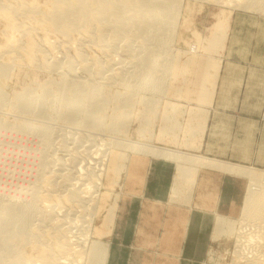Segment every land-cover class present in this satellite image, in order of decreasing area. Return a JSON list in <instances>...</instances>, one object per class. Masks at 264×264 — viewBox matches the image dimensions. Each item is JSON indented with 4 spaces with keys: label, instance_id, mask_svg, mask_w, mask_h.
Returning a JSON list of instances; mask_svg holds the SVG:
<instances>
[{
    "label": "bare ground",
    "instance_id": "6f19581e",
    "mask_svg": "<svg viewBox=\"0 0 264 264\" xmlns=\"http://www.w3.org/2000/svg\"><path fill=\"white\" fill-rule=\"evenodd\" d=\"M202 1H210L211 4L221 7L231 8L232 6H237L244 10L264 13V0ZM182 2L183 0H44L40 4L36 0H0V20L3 23V32L5 34L4 44L0 47V51H3L0 54L4 52L5 55H11V58L8 56L9 60L7 59L6 62H0V108L7 104L10 105V108L11 106L17 108L20 114H27L32 110L35 112L33 117L37 116L42 120L55 121L54 124L59 122L64 124V126L68 125V127L71 126L70 128L75 127V129H82L86 132L94 130L102 134L108 133L115 136L119 134L120 136V131L124 129L123 126L128 117L127 111L133 108V102H135L133 97L135 98L138 93L161 94L165 89L164 82L173 69L172 53L169 52L171 50L169 48L170 43L173 41L172 32L174 31L172 27L175 28L174 25L176 20H178ZM36 34L38 40L35 39ZM48 34L54 38H59L58 48L55 47V49L60 48L62 51V61L54 58L52 62H46L48 55L55 54L53 53L55 51L53 46L55 43L52 44V42L48 41ZM171 38L172 41L170 40ZM120 41L125 43H120L121 46H119L124 51L122 53H125L123 55L125 58L123 59L128 60V62L125 63V60H120L119 62L120 58L116 59L117 65L120 63V66L118 65L119 67L114 70L111 67V69H108V63L106 66L107 70L99 58L91 56L87 58L82 51L85 47L96 46L103 52L105 50L109 51V55L111 50L114 54H117V44ZM122 44H124V47ZM169 53H171V56ZM12 55H17L16 58H21V61H24L28 66L37 67V69L42 67L48 72L57 73L59 80L56 81L57 83L52 82L55 84V89L53 88L54 90L50 91L51 89L49 90L48 87L40 88L41 93L37 96L35 94L32 95V90L26 91L24 89L25 91L15 96L13 101H4L6 99L4 96L5 79L9 75L8 73L12 71H9L10 65L15 62ZM109 57L112 60V56L110 55ZM9 61H11L10 65ZM19 61L16 59V62ZM198 61L186 63L187 65L182 69L179 67L181 73L183 69L186 70L183 73H188L189 75V72H187L189 69L190 73H193L186 82L185 90L186 97L193 98V100L197 97L200 100V96H203V94L201 95L197 92L201 90L203 85L200 77L205 63ZM76 69H79L84 77L77 76ZM106 71L108 74H106ZM194 84L197 86V92L192 91ZM113 85L114 87L117 85L122 86L128 92L125 90L126 93H113L110 90H106ZM129 90L133 93L131 91L129 93ZM153 104L151 99L142 100V105L146 108L145 112H151L154 107ZM109 106L112 107L111 115H107V112L105 113ZM46 109L50 110L48 116L45 114ZM28 115L31 114L29 113ZM145 117L143 115L144 126H146L147 121ZM38 120L40 122V119ZM49 123L39 127L27 126L26 124L28 123L19 124V126L0 123L1 129H10V132L14 130L15 133H26L36 137L38 139L37 154H39L38 158L32 157L34 161H38L36 166L33 163L34 161L30 162L31 164L33 163L36 169L33 170L31 165L30 169L28 168L29 173L34 172V175L27 176L25 174L29 177V180L25 181L28 182V185L24 188L23 186L21 188L15 185L20 189L18 195H25L27 198L15 197L14 195L17 194L16 188L15 194L11 190L14 194L13 196L0 193V264H107L109 244L101 243L100 239L109 238L114 224L117 200L120 196L119 192L124 187L122 186V181L127 172L129 173V166L132 162H129L127 152L172 164L175 174L180 178H186L188 175L191 177L190 173L195 172L197 169H211L223 175L246 180L238 224L225 218L224 215L215 216L211 240H220L227 233L228 235H233V227L237 225V230L234 233L235 244L241 246L236 247L244 251L243 245L245 243V248H249V251L243 256L241 252L239 253V250L236 253V250L232 253V255H238L239 253V256H242V262L239 259L237 261L241 263L236 261L237 264H264V176L262 174H257L250 171L251 169L248 170L238 165L205 160L196 156L168 152L167 150L154 149L153 147L126 144V142L124 143L118 137L115 138V136L107 144L106 154L102 150L104 151L102 154H104H101V159L98 157L100 161L92 160L93 163L97 162L98 169H94L96 171L89 169L82 174L83 168L79 167V163H76L79 154L76 156L77 152L75 151H77L79 145L77 149L72 148L78 144L76 139L70 142H75V144H70L73 145L71 148L67 145L69 141L66 144L64 137V141L59 139L60 144L58 145L62 149L61 151L67 153L66 161H68V164H65L66 161L64 162L61 158L56 160L52 158V155L54 156L52 154L54 153L52 149L54 130H51L52 125L51 128L47 126ZM164 124L165 126L162 129L166 132H174L177 129V122L171 117H165ZM3 129L1 130L2 132ZM14 138L17 139V137ZM10 139L12 140V137ZM81 139L83 140L84 137H81ZM93 141H90V143ZM102 144H104L103 146L106 145L105 143ZM7 153L9 154V151ZM94 157L96 158V156ZM2 159H4V164L5 160H8L6 157H2ZM52 165L58 166L55 171L51 170ZM3 172L1 171V173ZM19 176L21 175L19 174ZM31 177L35 178V180L33 179L34 181L29 182L30 179L32 180ZM0 189V191H5L1 187ZM94 189L97 192L99 191V195L97 193L96 195L94 194ZM174 200L169 199V206H175L172 202ZM182 200L187 202L188 197L184 195ZM122 206L124 207V205ZM77 209L80 210L76 211ZM61 210L65 211V215L63 211L60 212ZM58 212L59 215L60 213L62 214L60 218ZM73 212L83 213V215H80L81 219H78L79 221L75 218L79 225L87 224V227H81V232L79 231V235L75 234L76 236L72 235V232L70 235V223L72 224V222H67L68 220L66 219L67 216L73 215ZM77 222L75 221L74 223ZM92 223H95L93 234L96 239L87 243ZM146 230L149 231V229ZM246 243H248V246ZM27 247L30 250L28 254L25 253ZM239 256L238 258H240Z\"/></svg>",
    "mask_w": 264,
    "mask_h": 264
},
{
    "label": "rangeland",
    "instance_id": "374dc122",
    "mask_svg": "<svg viewBox=\"0 0 264 264\" xmlns=\"http://www.w3.org/2000/svg\"><path fill=\"white\" fill-rule=\"evenodd\" d=\"M43 1L44 0H36V2L40 4H42ZM234 7L237 6H232L230 8V7H221L213 3L211 4L210 1L204 2L202 0H183L181 10L178 16V20H176L175 23V25L176 24L177 25L176 26L174 25L176 29L172 27L174 31L172 32L173 41L171 38L170 40L172 42L170 43L171 45L169 47L171 49L169 52H171L172 54L169 53V55L170 54L172 55L170 56L173 60V65H172L173 69L170 73L169 76L170 78L168 77L164 82V87L166 90L164 89L163 93L161 94H154V95L135 93L137 95H135V98L133 97L134 99L133 101H135L133 102V106H132L133 108H130L127 111L128 117L126 118L127 120L126 123L124 124L125 127L123 126L124 129L122 128L123 130L120 131L122 133V134L120 133V136L119 134L118 136L110 135L108 133L102 134L101 132H97L94 130L93 131L89 130V132L77 128L76 130L75 127L70 128L71 126L69 127L68 125L64 126V124L59 122H56L54 124L55 121L42 120L37 116L33 117V115H35V112L32 110L27 114H20L17 111V108L11 106V108L13 107L11 109L10 105L7 104L3 108L2 107L0 108L1 110L0 123L3 124L6 123L12 126H17V125L19 126V124L28 123L26 124L27 126L33 125L34 127H39L42 126L43 124L45 125L46 123L50 122L49 123L50 125L47 124V126L51 128L52 125L51 130L52 129L54 130V131L52 130L53 145H54V146L52 145L53 147L52 149L54 151V153H52L54 154V156L52 155V158L55 160L61 158L65 162L67 160V155H66L67 153L61 151L62 149L58 145L60 144L59 141L60 140L64 141L65 138L66 144L69 141L67 145L69 148H71L73 145L70 144L73 143L75 144V142L72 143L70 142L76 139L77 140L76 142L78 144L77 146H74L72 148L77 149L79 145V148L75 152H77L76 156L79 154L77 157L79 158L81 157V159L77 158L76 163L77 164L79 163L78 164L79 167L83 168V171L81 169L82 174H84V172L86 173V171H88L89 169L91 170L98 169L96 163L100 161V159L102 158L101 157L102 152L105 151V149L107 148V144H109V142L113 140L112 138H114L115 136V138L118 137L124 143L126 142V144L131 143L132 145H142L148 148L153 147L154 149H162V150H167L168 152L188 154L205 160L238 165L247 168L248 170L251 169L250 171L255 172L257 174H262L264 176V13L252 11V10H246V9L244 10L239 7H237L238 8L237 9ZM0 31H1L0 47H2V45L4 44L5 34L3 32V23L1 22V20H0ZM35 36H36L35 39L38 40L37 34ZM51 36L52 35L48 34L47 38L50 43L51 42L52 44L55 43L53 45L55 50L53 53L55 54H52L51 56L48 55L46 57V62L50 63L54 58H56L55 60L62 61L61 58L63 57L61 56L62 51L60 50V48L57 49L58 48L57 43L60 40L59 38H54L53 36L52 37ZM120 43H124V41H120L119 44H117L118 49H121V50L118 49L116 50L117 54H114L112 50L110 52V55L112 56V60L111 57H109L110 56L109 51L107 52L105 50L103 52L99 50V48L96 46L93 47L98 50H95L92 46H89L83 48L82 51L84 52V55L86 54L87 58H89L90 56L93 58L97 57L99 58V60L103 62L102 64L105 65V68L108 63L107 66L108 69L111 67L114 70L120 66L119 63L120 60L121 61L125 60V63L128 62V60L123 59L125 58L123 56L125 55V53H122L124 51H122V47L120 48L121 46ZM124 44H122L123 47ZM55 47H57L56 48L57 50L55 49ZM2 51L3 50H1L0 52L2 53ZM0 55H2L0 56V62H6L7 59L9 60V58H11L10 57L11 55L10 56L9 54L5 55L4 52L3 54ZM13 55L12 57L14 58L15 62H12L13 65L12 64L10 65L11 61H9V65H10L9 71L11 70L12 71L8 73L9 75H7L6 78L7 80L5 79L4 96L7 100L5 99L4 101H13V98L15 96L29 89L32 90L31 91L32 95L35 94L36 96L41 93V90H39L40 88L42 89L48 87L49 90L51 89L50 91H53L55 89V84L53 83H57L56 81L59 80L57 73L55 72L53 73L50 71L48 72L46 69L45 70L42 69V67H38L37 69V67L33 68V66H28L24 61H21L22 60L21 58H16L17 55L16 56ZM15 58L17 59V61L20 60L22 64L20 63V61L16 62ZM116 59L117 60L119 59L118 60L119 66L117 65ZM225 60H226V64L229 62L230 63L233 62L237 65L241 64V65L251 66L254 69L253 74H249V75L250 77H252V79L255 80H253L250 84H248L249 85L248 88L243 87L242 89L230 90L229 93L231 94V97H236L237 99H239L238 101L241 100L251 101V102H255L256 105H237V106L216 105L219 73L221 71V67L223 66ZM193 61H198V62L203 61L205 63V66L202 70V75L200 77L203 84L201 90L197 92L196 84L192 86V91H195L201 95L203 94L205 98L203 96H200L202 100L201 99L199 100V97L194 98V100L193 98L192 99L187 98L185 94L186 82L189 80V78H191L190 76H192L191 74L193 73H190L189 71L190 69L187 71L189 72V75L188 73H183L185 69H183L181 73V69L184 68L185 65ZM179 67H181V69ZM231 71L232 70H230L229 73H227L226 75L227 77L228 75H231ZM76 73L77 76L79 75L84 77L83 73L79 69H76ZM106 74H108L107 71ZM50 82L51 84H49ZM43 85L46 86L43 87ZM50 85H53L54 87ZM167 86L169 87L167 88ZM122 88H123L122 86L117 85L116 87H114L113 85L111 87L109 86V88H107L106 90H110L113 93L128 92L126 88L123 89ZM125 90L127 91L125 92ZM130 91L131 90H129V93ZM131 93L133 92L131 91ZM138 96L140 99L138 98ZM145 99L146 100L151 99L154 103L153 104L154 107L152 106L153 110L151 112L149 111L145 112L146 108L144 107V105H142V100L145 101ZM111 109L112 107L109 106L108 110L106 109L105 113L107 112V115H111L110 114ZM49 111H50L49 109H46L45 111V114L47 116L50 114ZM29 113L31 115H28ZM143 115L144 117L147 115V117H145V119L147 118L146 126H144ZM165 117H171L177 122V129L174 132H169V131L166 132L162 129L163 126H165L164 124ZM38 119H40V122L41 121L43 122L40 123ZM139 128H140V132H139ZM1 130H0V144H1L0 169L2 168V170H0V183H1L0 187L2 189H5V191L4 190L0 191V193H4L7 196H13L16 193L15 190L17 189L16 190L17 194L14 196L15 197L20 196L23 198L25 197V195H20V194L18 195L20 189H18L17 187L23 186L24 188L26 185H28L27 184L28 182H25L29 180V177L27 176L34 175V172H31V174L29 173V169L31 165V168L35 170L36 169L35 166L36 164H38V161L36 159L35 160L37 162L33 160V158L39 157V154H37L38 139L36 137L27 135L26 133L22 134L16 132L19 135L18 136L14 132V130L13 131L11 130L12 132H10V129L9 130L3 129V132ZM5 130L9 131L10 134ZM10 136L12 137V140L10 139L11 138ZM14 137H17V139ZM81 137H84V139L87 141H85L84 139H83L84 141L82 139L80 140ZM90 141L93 142L90 143ZM82 142L84 143L82 144ZM101 142L105 143L106 145L103 146L104 144H102ZM93 144L97 146L95 147ZM30 149H32V151H30ZM7 150L9 151V154L12 155L14 154V155L13 156L9 155L7 153L8 152ZM53 151L51 150V152ZM106 151L104 152L105 154ZM136 155L137 154H134L133 152H127L129 162L131 161L132 162L131 165L129 166V173L127 172V175L124 176V179L122 181V186L124 187H122L119 192L120 196L119 199L117 200L118 202L115 212L114 224L109 238L100 239L101 243L109 244V252L111 250V247L118 246V241L120 239L118 238L117 234L121 230V225H122L121 220H123L121 214L123 213L124 208L122 205H124L125 203L128 204L129 199H131L130 196H134L139 192L140 177L144 175L148 162L160 161L163 163H167L163 160L149 158V157L145 158V156L142 155L136 156ZM26 156L29 158H27ZM94 156H96V158ZM2 157L8 158V160H5V164H4L5 158L2 159ZM98 157H100V159ZM93 159H96L97 162L96 161L94 162L96 165L93 163L94 161ZM85 160L87 161L85 162ZM31 161L32 162L34 161L33 163H35L34 164L35 166L33 165V163L32 164L30 163ZM89 161L92 163H90ZM66 163L68 164V161H66L65 164ZM25 164L27 165V167H25L26 166ZM169 165L173 168L172 164ZM57 167L55 165L54 166L52 165L51 170L55 171ZM197 170L193 173L192 172L190 173L191 177H189L188 175V177L186 178L177 177L178 175H176L174 172L171 180L170 191H169V199L170 200L175 199L174 201H172L175 206L193 207L192 210L193 215L191 218L193 226L191 227V231L189 232L187 239V244H188L187 246H189V248L180 249L179 240L180 238L183 237V234L178 232L177 233L172 232L173 229L174 230L178 229L177 218H182L181 215L179 217V213L177 212L180 209L174 208V206L173 207L168 206L171 207V209H167V210L157 209L155 213H152L153 217L151 215V217L154 218V219L151 218V221H154L155 225L151 227L140 226V232H138L139 230L134 229L132 227L135 224H137V216L139 215L138 212L140 211V209L137 208L136 205H134L132 207L131 210L132 213L130 214L129 218L125 219L126 222H128V224L129 222L131 223L132 220L133 226L128 227V229L126 230L127 232L125 233V241L123 247L124 250L122 251L124 253V262H127L129 260L131 264H153L154 262H157V264H178V263L180 264H235L236 263L237 264V262H240L237 261L239 259L242 262L241 257L245 255L247 251H249L248 250L249 248L247 247L248 243H246L247 248H245L244 246L245 243H244L243 248L246 251L244 249H243L244 251H242L240 248L238 249V247H240L241 245L238 246L239 244L238 245L235 244L236 239L234 233L235 230H237V225H234L233 227L234 228L233 229L234 232L232 233L233 235H228L227 233L226 236L222 237L220 240L219 239L211 240V235H212L211 233L214 226L213 222L215 216L224 215L225 218L229 219L232 222H235L237 224L239 222L238 219L239 211H240L239 206L241 208V203L236 201L238 197V188L236 186H233L232 181L234 177L220 174L211 169L210 170L200 169L199 171ZM1 171L2 172L4 171L3 172L4 174L1 173ZM202 171H204V173H207V174H202L205 177L203 178L201 184L203 188L206 187V189L208 190V194L203 193V195L197 196V190H199V188L201 187L200 181L197 179V176ZM19 174L21 176H19ZM33 179L35 180V178H32V180L30 179L29 182L34 181ZM242 183L246 184L247 181L242 179ZM245 187L246 185L244 186V188L241 187L244 193H245L244 190ZM11 190L14 192V194L12 193ZM96 193L99 195V191L97 192L95 190L94 194L96 195ZM175 195L177 198L175 197ZM184 195L188 197L187 202L182 200ZM25 198H27V196ZM180 198L181 200L179 201ZM167 205H169V202ZM174 209H177V211H175ZM78 210L80 209H77L76 211ZM62 211L64 214L65 211L61 210L60 212ZM79 213L73 212V215H69L68 213H66L70 216L68 217L66 215L67 216L66 219L68 220L66 221L72 222V224L70 223V235L71 232L72 235L75 234L79 235L82 229L81 227L82 226H84L83 228L87 227V224L79 225V222H77L78 219L79 220L81 219L80 215H83L82 212ZM61 215L62 214L60 213L59 218L61 217ZM170 216L171 218L169 219ZM75 221L77 223H74ZM170 221L173 226L175 225L176 222V228L169 226ZM94 226L95 223H92L90 227V233L88 236L89 241H87V243H90L94 239H96V236L93 234ZM154 227L157 228L155 229ZM146 229L151 230V232L148 233V230ZM128 242L129 244H127ZM138 248H140L141 250ZM26 250H25L26 254L30 253L28 247L26 248ZM237 250H239V253L241 252L242 256L241 255L239 256V253L238 255L234 254L237 257L232 255L234 251L235 253L238 252ZM181 254H182V258L180 257ZM238 256L240 258H238Z\"/></svg>",
    "mask_w": 264,
    "mask_h": 264
},
{
    "label": "crops",
    "instance_id": "0c3cea01",
    "mask_svg": "<svg viewBox=\"0 0 264 264\" xmlns=\"http://www.w3.org/2000/svg\"><path fill=\"white\" fill-rule=\"evenodd\" d=\"M230 70H232L231 75H228L227 77L226 75L227 73H229ZM253 72L254 69L251 66H246L241 64L237 65L233 62L231 63L229 62L226 64V60H225L223 66L221 67V71L219 73L216 105L217 106L256 105L255 102H251V101H244V100L238 101L239 99H237L236 97H231V94L229 93L230 90L242 89L243 87L248 88L249 86L248 84H250L253 80H255L252 79V77H250L249 75V74H253ZM148 163L149 164H147L144 175L140 177L139 192L134 196H130V198L132 199H129V202L128 204H126V206L124 204L123 208L125 207L127 208V209L126 208L123 209V213L121 214V216L123 217V220H121V224L122 225L124 224V226L122 227L121 225V230L118 232V238H120L118 241V246L116 247L112 245L113 247H111L107 264H130L129 260L127 262H124V253L122 251L124 250L123 247L125 241V233L127 232L126 230L128 229L129 226L130 227L133 226L132 220L131 223L129 222L128 224V222H126L125 219L129 218L130 214L132 213L131 211L132 207L134 205H136V207L139 208L140 211L138 212L139 215L137 216V224H135L132 228L139 230L138 232H140L141 225L145 227H151L155 225L154 221H151V218L153 217V216L151 217V215L152 213H155L157 209L167 210L173 207V206L168 207L169 205H167V203L169 201V191L171 187V180L174 173V167L172 168L169 164L160 161H149ZM202 174H207V173H204V171H202L197 176V179L200 181V186H201L199 190H197V196H201L203 195V193L208 194V190L206 189V187L203 188L201 184L203 178L205 177ZM232 183L233 186H236L238 188V197L236 201L242 203L244 192L242 191L241 187L244 188L245 184L242 183V179L239 178L236 179V177L233 178ZM174 208L180 209L177 212L179 213V217L181 215L182 218H177L178 229L175 230L173 229L172 232L173 233L178 232L183 234V237L180 238L179 240L180 249H185V248L187 249L189 248V246H187L186 238L188 239V234L191 231V227L193 226L192 220L190 219L192 217L193 207L174 206ZM177 209L174 210L176 211ZM169 226L176 228V222L175 225L173 226L170 221ZM148 232L150 233L151 230H149ZM127 244H129V242ZM180 257L182 258V254L180 255ZM153 264H157V262H154Z\"/></svg>",
    "mask_w": 264,
    "mask_h": 264
}]
</instances>
